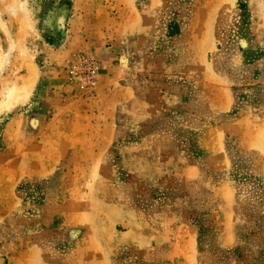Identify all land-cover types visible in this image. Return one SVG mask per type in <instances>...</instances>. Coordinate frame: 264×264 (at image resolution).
<instances>
[{
    "label": "rangeland",
    "instance_id": "rangeland-1",
    "mask_svg": "<svg viewBox=\"0 0 264 264\" xmlns=\"http://www.w3.org/2000/svg\"><path fill=\"white\" fill-rule=\"evenodd\" d=\"M0 264H264V0H0Z\"/></svg>",
    "mask_w": 264,
    "mask_h": 264
},
{
    "label": "built area",
    "instance_id": "built-area-1",
    "mask_svg": "<svg viewBox=\"0 0 264 264\" xmlns=\"http://www.w3.org/2000/svg\"><path fill=\"white\" fill-rule=\"evenodd\" d=\"M93 72H94V70H93Z\"/></svg>",
    "mask_w": 264,
    "mask_h": 264
}]
</instances>
